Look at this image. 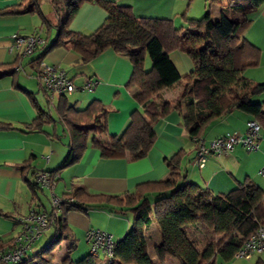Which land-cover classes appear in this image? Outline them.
Returning <instances> with one entry per match:
<instances>
[{
  "label": "trees",
  "instance_id": "trees-1",
  "mask_svg": "<svg viewBox=\"0 0 264 264\" xmlns=\"http://www.w3.org/2000/svg\"><path fill=\"white\" fill-rule=\"evenodd\" d=\"M85 2L97 3L108 12L106 22L92 34L70 28ZM263 2L229 0L218 19H213L209 8L199 18L184 16L186 24L176 27L170 19L136 17L131 6L110 0H52L58 34L32 61L37 74L43 55L56 47L72 48L84 63L113 48L132 62L127 87L136 89L134 98L141 107L131 113L130 122L120 135H110L105 118L100 119L107 112L102 102L94 100L85 109H77L68 104L67 95H61L57 111L71 140L61 165L46 173L55 178L62 170L79 162L89 145L98 146L107 158L126 156L131 161L144 158L157 140L156 123L173 109L179 110L182 126L193 140L202 137L212 122L233 110L248 113L264 130V101L251 99L264 92V82L256 83L246 75L262 58V49L247 38L246 31L252 23L249 14ZM29 3L22 12H40L39 0H29ZM43 21L49 28L53 24L45 16ZM175 50L185 51L193 61L194 69L190 74L181 76L177 71L170 58ZM147 55L152 62L150 69L145 67ZM16 71L12 64L0 65V77L14 75ZM182 79L185 85L177 100L158 99L163 89L174 88ZM29 97L38 110L32 124L40 126L48 113L38 106L32 92ZM9 128H12L10 124L0 123V130ZM186 153L180 150L167 160L170 170L167 179L140 183L133 191L91 192L73 184L71 191L64 194L65 201L59 208L61 214L56 215L51 225L55 230L53 239L36 255L15 264H52L54 251L64 240L68 254L62 264H99L101 255L96 257L91 252L77 262L71 260L78 239L67 215L71 210L87 213L91 208L106 206L118 208L122 214L131 211L134 219L131 228L114 241L110 263L103 264H152L146 232L153 223L161 234V243L155 246L160 260L173 257L180 264H218V259H234L245 240L264 225V188L250 177L226 194H214L192 181L180 182L185 177L180 173L179 163ZM30 167L28 160L24 170ZM31 186L41 188L36 182H31ZM152 193L157 195L154 202L150 197ZM198 222L214 235L203 249L185 229V225ZM9 241L0 242V247ZM39 257L43 263L38 261Z\"/></svg>",
  "mask_w": 264,
  "mask_h": 264
},
{
  "label": "crops",
  "instance_id": "crops-1",
  "mask_svg": "<svg viewBox=\"0 0 264 264\" xmlns=\"http://www.w3.org/2000/svg\"><path fill=\"white\" fill-rule=\"evenodd\" d=\"M49 1L53 8L52 0ZM120 2L122 3L118 4L131 6L136 17L170 19L175 26L178 22L182 24L185 21L184 16L198 17L207 9V0L203 3L198 1L195 3V0H121ZM29 4V0H0V11H6L0 12V65L12 64L18 70L14 75L5 74L0 77V123L12 126L0 130V213L8 214L7 216L0 214V242L10 240L16 235L14 231L20 229L19 216L28 215L32 211L52 212L53 208L48 209L41 194L45 187L33 189L31 182L37 183L39 173L55 170L66 157L68 146L61 143L62 135H59L57 122L62 125L63 136L65 137L66 134L70 136L57 111L61 95L50 93L46 95L43 92L32 63L43 53L44 45L50 44L57 36L58 31L55 27L57 22L52 21L49 15L44 13L40 0V12H22ZM223 7L225 6L222 5L217 11L216 17L212 13L214 20L219 18ZM254 11L257 13L255 19L259 15L264 16V2ZM43 16L53 23L50 28L44 25ZM107 18L108 12L104 7L97 3L85 2L75 14L70 28L83 34H92L106 22ZM253 21L254 19L251 25ZM16 33L40 34L44 38V43L35 50L38 52L37 56L29 62L33 70L32 76L35 77L25 78L29 83L23 81L19 74L24 69L27 56L23 57L19 50L11 49L12 36ZM43 56V61L46 63L55 64L65 70L78 87L76 91L67 95L69 105L77 109H85L92 101L98 100L107 111L106 115L100 116V119L105 118L108 133L120 135L126 129L131 113L141 107L134 98L136 89L127 87L133 69L128 56L108 48L92 61L84 63L77 52L66 46L56 47ZM170 58L181 76L193 71V61L185 51L175 50L170 53ZM262 65H264V49L260 64L246 71V75L256 83L264 82ZM87 78L96 82L90 91L81 88ZM184 85L185 81L182 79L174 88L163 89L158 99L174 102L180 97ZM177 88L179 89L176 92ZM29 92L34 94L38 106L48 113L45 123L40 126L32 124L38 116V110L32 104ZM42 93L49 102V110L45 108L40 95ZM52 108L56 111L57 119L53 115ZM252 119L246 112L233 110L212 122L202 138L208 144L227 134L245 136L247 123ZM155 131L157 140L154 146L144 158L136 161H131L126 156L104 157L98 146L89 145L79 162L65 168L57 175L55 184L49 187L52 197H63L71 191L73 184L82 185L91 192L121 194L133 191L140 183L167 179L170 173L167 160L183 149L187 153L181 159L179 169L185 178L180 182L188 180L198 183L209 188L214 194L228 193L246 177L252 178L261 187L264 186V174L260 173L264 167V133H261L264 130L260 132L259 150L249 151L239 143L228 154L210 155L204 167H200L197 163L198 144L182 126L179 110L173 109L164 118L158 120ZM28 160L31 167L24 170V164ZM153 194L156 199V193ZM57 214L60 215L61 211ZM127 214L120 213L118 208L106 206L89 210L87 213L71 210L67 216L78 240L84 238L89 243L87 231L92 228L109 232L113 240L114 237L117 238L116 241L120 239L132 226L133 221ZM153 224L147 230L154 227L158 239L156 245H158L161 243V234L157 233ZM187 233L198 243L200 249H203L207 241L214 237L213 232L201 222L194 224L193 230ZM200 234L205 236L200 237ZM218 264H264V251L255 253L250 259L234 258L230 261L218 259Z\"/></svg>",
  "mask_w": 264,
  "mask_h": 264
},
{
  "label": "built area",
  "instance_id": "built-area-1",
  "mask_svg": "<svg viewBox=\"0 0 264 264\" xmlns=\"http://www.w3.org/2000/svg\"><path fill=\"white\" fill-rule=\"evenodd\" d=\"M12 50H19L23 57L31 55L44 43V38L40 34L22 35L13 34ZM42 88L50 94L68 95L78 89L73 79L65 70L55 64L41 62L38 73ZM96 82L90 78L85 79L82 89L92 90ZM261 125L256 120L247 123L245 136L238 134H227L210 141L204 142L202 137L195 138L198 144L197 163L204 167L208 158L212 154L224 155L232 152L235 146L242 143L249 151L259 150ZM264 174V167L260 171ZM55 178H51L48 173L42 172L37 176V183L41 187H52ZM73 199L70 198V201ZM52 212L32 211L28 215L19 216L18 224L20 229L17 234L4 246L0 247V264H15L21 262L31 247L37 242L41 235L51 227L61 204L65 201L63 197H52ZM87 240L90 245V252L99 257L103 253L110 263L113 257L114 240L112 234L101 229L92 228L87 231ZM264 251V225H261L255 233L250 235L242 246L235 252V259H250L255 253Z\"/></svg>",
  "mask_w": 264,
  "mask_h": 264
},
{
  "label": "rangeland",
  "instance_id": "rangeland-1",
  "mask_svg": "<svg viewBox=\"0 0 264 264\" xmlns=\"http://www.w3.org/2000/svg\"><path fill=\"white\" fill-rule=\"evenodd\" d=\"M41 1V7L42 10L44 11V13L49 15V18L53 21L55 20L57 22V15L55 14L51 2L49 0H40ZM112 1V0H110ZM115 3H122L120 2L121 0H113ZM118 1V2H116ZM198 1V3H203L204 0H195V3ZM229 0H207V9L206 11L210 10L212 11V13H214V16L216 17V15L218 14L217 11H219L222 7V5L226 6L228 4ZM243 1V0H240ZM194 3V2H193ZM194 3V6H195ZM193 5V4H192ZM63 12V10H61ZM205 11V12H206ZM202 13L200 16L198 17H194V18H199L202 17L204 14ZM257 16L256 11L250 13V17L252 19H254L253 24L251 25L250 29L248 30V32L246 34H248L247 37L248 39H250L254 44H256L257 46H259L260 48L264 49V16L259 15L257 19H255V17ZM185 19V18H184ZM186 19L185 21L181 23H177L176 26L180 27L181 25H185L186 24ZM38 54L37 51H35L33 54L28 55L25 59V66L24 69H22L20 71V78L23 79V81L28 82L27 79L25 78H35L34 76H32L33 70L31 68V66L29 65V62L32 58L36 57ZM152 66V62H151V58L149 55H147L146 57V69H150ZM262 68H264V65H262ZM263 73H264V69H263ZM29 83V82H28ZM179 88H177L176 92L178 91ZM41 98L45 104V108L47 110H49V102L46 100V98L44 97L43 93L40 94ZM71 96V95H70ZM57 98V96H56ZM252 101H256V102H262L264 101V92L257 94V95H253L251 96ZM53 109V115L54 117L57 119V114L54 108ZM57 126L59 128V135H62V141L61 143H65L66 147L68 146V144L70 143V136L66 134V136H63V131H62V125L61 123L57 122ZM261 133H264V131H262ZM58 140V139H56ZM68 148V147H67ZM69 150V148H68ZM68 150L66 152V155L68 153ZM264 187V186H263ZM41 194L43 195L44 198V202L45 204L48 206V209L52 208V195H51V190L49 187H45L44 191L41 192ZM155 200V194L152 193V197H151V201ZM94 209H98V208H91L90 210H94ZM128 217L131 219V221H133L134 219V213L129 211L127 212ZM203 224V223H202ZM153 226H155V228L157 229V233H160V230L158 228V226L154 223ZM206 226V225H205ZM194 228V224H187L185 225V229L187 231H192ZM208 228V227H207ZM19 230L14 231L15 234H17ZM55 235V230L53 227L48 228L42 235L41 237L37 240V242L31 247L30 251L25 255V257H32L34 255H36L37 252H39L42 247H44L45 245H47L54 237ZM205 234H200V237H204ZM78 239V237H77ZM116 237H114V241H116ZM156 241H158V239H156V235H155V230L154 227L153 229H149L147 230V248H148V252L150 255V259L152 264H180V262L173 258V257H168L166 260H160L158 258V256L156 255L155 252V245H156ZM88 253H90V245L89 243L86 242V240L80 239L77 241V247L75 248V250L71 253V260L73 262H77L79 260H81L85 255H87ZM67 241H63L54 251V259L52 260V264H62L63 259L67 256ZM107 257L104 256L103 253H101L100 256V260L98 261L99 264H103L107 259ZM38 261L40 263H43L44 260L41 259L40 257L38 258Z\"/></svg>",
  "mask_w": 264,
  "mask_h": 264
}]
</instances>
